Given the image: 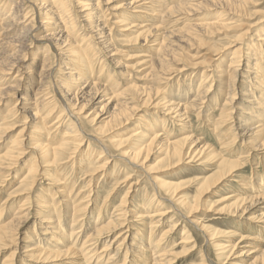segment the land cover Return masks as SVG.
Masks as SVG:
<instances>
[{
    "label": "bare ground",
    "instance_id": "6f19581e",
    "mask_svg": "<svg viewBox=\"0 0 264 264\" xmlns=\"http://www.w3.org/2000/svg\"><path fill=\"white\" fill-rule=\"evenodd\" d=\"M14 1L0 0V101L10 92L16 95L13 98L15 100L7 105L6 112L0 116V141L2 138L9 140L0 152V197L9 186L11 178H16L19 162L24 159L29 162L26 170H23L25 172L19 180V186L4 200V203L9 204L14 197H26L11 219L0 217V243L5 240H9L11 246L21 241L28 243L23 252L20 251L21 247L12 252L15 260L22 259V264L29 263L27 261L42 264H161L168 255L170 241L180 232L182 238L179 243H191L190 232L182 225V220H187L199 232L207 234L210 241L217 231H209L208 226L194 219L196 202L189 204V198L175 192L167 184L168 181L155 183L152 192L134 200L133 204L136 205L133 210L122 209L121 206L127 205L131 190L132 193L137 191V187L135 189L130 184L131 177L135 176V172L143 170L153 147L159 148L164 154L163 159L173 166L185 158H189V161H201L200 164H203L210 156H217V169L212 174L197 179L200 184H205L204 189L210 185L213 188L220 181L228 179L227 177H234L238 169L253 162L248 160L250 151L239 150L242 147L239 143L252 137L258 138L260 144L256 146L264 147V25L260 22L253 25L255 28L261 25L252 36L254 43L250 47L254 48H248L242 57L240 50L234 52L228 57L226 68H219L225 56L221 53L214 55L216 59L212 65L217 69L215 82H209L208 77L211 74L207 77L203 71L201 84H208L203 85L202 89L200 86L196 93L191 86L184 90L177 88L174 92H167V86L173 82L171 76L176 71L174 68L170 69V62L178 59L176 47L180 46L179 42L193 40L203 32L210 31L219 21H226L228 16L224 14L226 19H217L219 14L208 16L205 20L199 18V22L191 25L181 35L177 30L166 31L162 25L164 20L170 17H186L188 7L205 4L215 9L225 8L230 4L227 7L232 9L231 5L240 7L242 0H178L174 5H171L172 2L168 4V0H127L121 4L115 3V0H77L69 8L65 7L66 0H18L13 3ZM156 3L163 4V8L156 7ZM126 34L131 35L130 40L133 43L130 45L139 47L150 43L148 50L154 51L152 54L139 52L141 58L135 64L137 76L142 80L151 76L155 84L165 81L170 84L160 89L155 84L143 87L133 84L131 77L134 66L131 63L122 64L123 70H119L120 74L116 70L120 81L113 80L110 75L103 76L106 59L121 65L115 56L119 53V38ZM151 37L153 39L149 40ZM29 57L33 58L32 62ZM31 72L34 74L30 77ZM57 73L65 78L60 77L53 85L52 92H48V79ZM241 78L245 81H241ZM127 80L129 87L121 90L122 81ZM236 82L248 85L241 91V95L256 104H251L254 110H242L240 113L250 114L249 118L239 114L237 116L228 107L237 93L233 94L232 91L233 95L228 100L227 92ZM24 85L30 86L32 90L36 88L35 93L31 96L28 92L20 95L19 90ZM63 86L68 87L61 91L60 87ZM126 90H132L133 95L122 97L121 94ZM159 94L165 96L160 98ZM167 95L170 96L169 99ZM87 96L104 103L101 111L111 108L116 102L115 99L121 97L123 100L105 117L106 124L125 127L138 121L136 128H132L125 137L119 139L106 138L97 127L90 128L84 119L76 115V112L82 113L84 110L87 103L82 101ZM221 96H225L224 103L220 100ZM136 103L149 108L152 114L161 115L159 117L166 125L149 122L150 116L140 114L141 109L135 107ZM189 106H197L199 113L203 114L207 108L211 109L212 115L205 114V122L208 129H211V136L218 141V147L204 142L206 138L195 135L192 130H185L190 123ZM50 118L54 120L49 126ZM94 118L96 116L92 119ZM68 119L71 122L56 133ZM176 127L182 137L177 140L167 139L166 135H173ZM12 131H17L16 136ZM210 148L211 151L205 155ZM227 153L231 155L230 158ZM96 156L93 164L92 159ZM87 161H91L89 169H84L81 177L74 175L75 169ZM122 164L132 170L120 173ZM253 165L255 164H252L251 176L248 177L251 179L255 176L256 180H263L264 174L258 166ZM111 166H114L112 174ZM244 173L247 174L246 171ZM105 179L111 182V188L100 206L99 213L90 217L87 224V217L84 215L97 209L99 198L98 195L95 196L96 189L98 185L105 183ZM231 180L236 181L233 178ZM251 181L245 182L243 188L236 191L249 192L256 187V183ZM60 184L62 186H57ZM77 184L81 187H77ZM129 184L118 204L113 205L116 194L121 193L122 188ZM36 186L41 189V203L34 201L37 198L34 196ZM257 186L262 189L263 183H258ZM65 191L68 193L66 197L62 194ZM202 193L201 189L197 200ZM244 194L235 195L231 192L225 199L233 200L232 209L217 210L218 213H226L223 215L229 219V215L242 217L246 215L249 204H260L261 200L264 204V193L259 196L255 192ZM60 204L63 208H60ZM161 204L167 207L164 208ZM42 206H48V212L53 214L41 215ZM35 209L39 222L23 233L21 228ZM109 210H112V214L108 220H103L104 214ZM128 211L133 214L130 218L127 217ZM2 213L3 209L0 210V215ZM176 215H179L178 218ZM91 218L95 229L87 233L82 245L77 247L80 236L89 230ZM256 221L255 224L264 225V211ZM167 224L168 228L157 236L159 228ZM144 229H148L149 233L146 238L139 233ZM263 233H260V237L253 236L252 233L243 235L240 240V243L248 244L250 240L261 243L252 247L250 244L246 246L250 247L248 252L252 250L250 253L256 255L251 264H264ZM23 234L25 238L22 237ZM236 234V231L228 232L229 236ZM105 241L106 244L99 248L101 242ZM235 245L232 241L216 242L214 246L218 252L217 257L222 259L218 264H224L233 253L238 254V257L243 254L234 251ZM2 264L15 262L13 259H5Z\"/></svg>",
    "mask_w": 264,
    "mask_h": 264
},
{
    "label": "rangeland",
    "instance_id": "374dc122",
    "mask_svg": "<svg viewBox=\"0 0 264 264\" xmlns=\"http://www.w3.org/2000/svg\"><path fill=\"white\" fill-rule=\"evenodd\" d=\"M16 1L18 0H15L13 3H16ZM75 1L77 0H66L65 7H68V8L73 7ZM126 1L127 0H115V3L121 4V3H125ZM242 1L243 2H241L240 7H234L231 5L232 9H229L230 4L228 5L226 4L229 7L227 6H225V8L217 7L215 9H213L210 6H205V4L199 5L196 7H188L187 13H185L186 17H182V16L175 17V18L170 17L164 20L162 25L166 29V31L176 32L177 30L178 34L181 35L183 34L185 30L191 28V25H194L197 22H199L200 20L199 18H202L203 20H205L207 19L208 16L212 17L214 15L216 16L219 14L217 16V19L220 17H223L226 19L224 14H227L228 16V19L226 21H221V22L219 21L217 24L213 26V28L210 31L203 32L201 35H198L197 37L193 38V40L184 41L183 43L179 42L180 46L176 47V51L178 53L177 55L178 59L176 58L177 59L176 62H170L171 66L169 64V66L171 67L170 68L171 70H174V69L176 70L172 74L173 76H171L173 79V82L171 85H168L170 83H167V81H165V83L162 82L160 84L159 83L155 84V81L154 79H152L151 76H148L147 80L145 79L142 80L137 76V72H135V64L141 58L139 57L141 55V53L139 52H144V54L145 53L152 54L154 53V51L152 49H150L151 51L148 50V47H149L148 45H150V43H148L147 45L139 46V47L137 45H130L133 43V41L130 40L131 38L130 34H126L119 38V42H118L119 53H117L115 57H116V60L119 61V63H121V65H118L117 63L113 64L110 62L109 59H106L104 71L102 72L103 76L107 77V75H110V78L112 77L113 80L118 79V81H120L121 78L116 75V70L118 74L119 70H123L122 64L131 63L134 66V68L132 69L133 71H132L131 81L133 84L138 85L139 87L150 86L151 84H155V87H159L160 89L168 85L167 87L169 89L167 92H174L176 91L177 88L179 89L181 88L182 90H184L188 86L189 87L191 86L193 87L196 93L198 89L200 88V86L202 89L203 85L208 84V82H204V84H201L203 83L202 78H201V73L203 71L207 77L208 75L211 74V76L208 77L210 78L209 82H212V81L215 82L214 76L217 73V69L212 65L213 60L216 59V57L214 56L215 54L217 55L223 54L222 56H225L224 60L221 62L222 64H220V67H219L220 69H224L229 63L228 57L232 56L234 52L240 50L241 52L240 56L242 57L244 56V52H246L248 48L250 49L254 48V47H250V45L254 43V39H252L253 38L252 36H254L253 34L258 29L259 25L256 28L255 26L253 27V25L257 22H260L261 25H264V0H242ZM167 2L168 4L172 2L171 5H174L178 2V0H168ZM163 6L164 5L161 3H159L158 5L156 3V7L158 8H163ZM193 14L195 15L193 16ZM146 23H149V22H146ZM79 37L80 36H78V38ZM152 39H153L152 37L149 38V40H152ZM210 57L213 59H210ZM29 60H31L32 62L33 58L29 57ZM28 66H29V69H32L30 65ZM179 69L181 71H179ZM33 74L34 73L31 72L30 77ZM159 74H162V72H160ZM62 76L64 77V75H61V74L58 75V73L56 75L52 74L50 78L48 79V84H47L48 89L46 90L48 92H52L53 85L55 84V82H58V80H60V77ZM128 81L129 80L122 81L121 90L129 87L128 85L130 83H128ZM241 81H245V80L241 78ZM237 82H239V80H237ZM237 82L234 84L233 87L231 86L230 90L227 92L229 94L228 100L231 99V95L237 93L235 100H231V102H229L228 107L231 108V111L237 114V116L239 114V116L249 118L250 114H248L249 115L248 116L246 114L244 115V113L243 115H240V113L243 112L242 110H244V112L245 110L247 111L249 109L254 110L251 104H254V105L256 104L254 102H250L248 99H246L244 96L241 95V91H244L248 87V85L237 83ZM66 87L65 86L60 87L61 91H64ZM32 89L33 88H31L30 86L28 87L27 85H24L19 90V94L22 95L23 93L28 92L31 96L35 93L36 88L34 90ZM121 90H119L118 92H121ZM131 91L132 90H126L123 94H121V96L122 97L132 96L133 93ZM232 91H233V94H232ZM8 96H5L4 97L5 99L3 98L2 101H0V116H2V114L6 112L7 105L11 104L15 100L13 98H16V95L12 94V92H10ZM159 96L161 98V97H164L165 95L159 94ZM166 97L167 99L170 98L169 95H167ZM122 100L123 99L121 97H117V99H115L116 101L115 104L111 108H107L104 111H101V107L104 103H100L96 100L91 99L89 96H87L85 100L82 101L81 99V101L84 102V104L87 103L82 113H79L76 111L75 112H76V115H79L81 119H84L87 126H89L90 128L97 127L101 131V134L103 136L106 135L105 136L106 138L111 137V139H119L121 137H125L124 135L128 134L132 128L133 129L136 128V125L138 124V121L137 122L135 121L131 125H128L125 127H114V125L106 124L107 121L105 120V117L108 116L109 112L113 110L114 106L117 103H120ZM220 100L222 101V103H224L225 96H221ZM135 107H138L141 109V111L139 112L140 114L145 113L144 116L146 115L150 116L149 122H151L152 124H154L155 122H161L160 123L161 125L163 126L166 125L165 123L163 124V122L161 121L162 119L161 117H159L161 115L152 114V111H150V109L147 108L146 106L141 107L139 103H136ZM197 108H198L197 106L188 107L190 123L188 127L185 128V130L186 131L192 130L195 135H198V136L200 135V136L205 137L206 139L204 140V142L206 141L210 143L211 145L218 147L219 146L218 141L214 137L211 136L210 134L211 129H208L209 126L205 122L206 115H209V113L212 115V112H210L211 109L207 108L205 110V114H206L205 115L203 114V112L199 113ZM95 116L96 118L92 119ZM233 118H235V115H233ZM91 119L93 121H90ZM53 120L51 119V121L49 122V126L53 122ZM222 120L224 121V119ZM70 122H71L70 119L65 121L64 125L60 126L59 130L56 133L64 129V127L68 125V123ZM170 122H173V121H170ZM173 124H176V123H173ZM223 126L226 127L225 122H223ZM173 132H175L173 135H168V136L166 135L167 139L177 140L178 138L182 137L181 132L178 131V127H176ZM11 133H14V136H16L17 131H12ZM57 137H58V134H57ZM240 138H243V137H240ZM8 141L9 140L5 138L1 139L0 152L4 150L5 146L8 144ZM204 142L201 143L199 147H201L204 144ZM242 142L239 143V145H242V147H240L239 150L241 152L250 151V157L248 160H252L253 162H251L250 164L247 163L245 165L246 166L245 168L238 169L234 177H230V178L227 177L228 179H224L225 180L224 182L220 181L216 186H213V188H211L212 185H210L209 188L204 189L205 184H202V183L200 184L199 182H197V179L201 176L205 177L207 175H210L217 169L218 164H219L217 156H210L203 164H200L201 161H189L190 160L189 158H185L182 161L178 162L176 166H173V164L170 165L168 164L167 160L163 159L164 154L160 152V149L157 147H153L148 161L144 164L143 170H139L135 172V176L131 177L130 184H133L132 186L135 187V189L137 187V191L133 193H132V190L130 191L131 194H130V197L127 199V205L124 206L122 204L121 206L122 209L125 208L128 210H131V209L133 210L136 205V203L133 204L134 200H138L139 197L141 196H146L147 192H152L151 189L153 185H155V183H159V181L165 180L169 182L167 184H170L173 187V190L175 192H179L181 195L185 196L186 198H189V204H191L193 201H194V204L196 202V205L194 208L195 213L193 215L196 218L194 219L200 220L202 223L208 226L209 231H217L216 232L217 234L209 241L208 238L206 237L207 234H203L199 232L187 220H182V225L186 226L187 230L190 232L191 243H187L185 245L183 243L180 244L179 241L182 238V232H180L179 235H177L175 238H173V240L170 241L169 246L167 248L169 250L168 255L165 257L164 260L161 261V264H216V263L218 264L222 259L221 260L218 259L217 257L218 252L216 251V248L214 245L216 244V242H219V241L220 242L232 241V243L236 244L234 251H240L241 253L243 252L242 255H239L240 257H238V254L233 253L232 256L228 259L229 261L227 260L224 264H228V263L229 264H234V263L251 264L254 261L256 255L254 253H250L252 250L248 252L247 250L250 249V247L246 248V246L250 244L252 247L254 245L261 244V243H259V241L250 240L251 242L247 244L245 242L240 243V240L243 235H248L252 233L253 236L255 235V236L260 237V233L261 232L263 233L264 225L255 224L257 223L256 219L264 211V204H262V200L260 204H256V203L249 204L248 205L249 209L246 215L242 217H240L239 215H229L231 216V219H229V217L223 215L226 213L224 212L223 214L218 213V211L226 210V208L232 209L231 203L233 202V200L231 198L225 199L226 196L231 194V192H233L235 195H242L244 193H246L244 195H250V194H254L255 192L257 196H259V194L264 193V189H263L264 179L256 180L255 176H253V178L251 179L248 177V176H251L252 164H255L253 166H258L259 170L262 171V173L264 174V147L262 146L258 147L260 144L258 142V138L247 137L246 139H243ZM256 144L258 146H256ZM211 149L212 148L206 151L205 155H208ZM228 156L229 158L231 157L229 153H227V157ZM96 159H97V156L94 159H92L93 164L96 161ZM21 161L19 162V165L16 169V174H17L16 178L15 177L11 178V180L9 181V186H7L4 189L3 195L0 197V210L3 209V213L2 215H0V217L1 216L2 218L5 217L6 220H9L12 218L13 216L12 214L17 210V208H19L22 200L26 198L25 196L14 197L11 200L12 201L11 203L9 204L4 203L5 198L9 194H13L11 192L16 187L19 186L18 185L19 180L20 178H22L25 172L23 170H26L25 168L26 166H28L29 161L27 159H24ZM258 162H260V164H258ZM90 163L91 161H87L86 164H82L80 168L75 169L74 175L81 177L82 171L84 169L85 170L89 169V167L91 166ZM170 166H173V167H170ZM121 168H122L121 169L122 171L120 173H123V172L125 173V172H129L128 170H132V168H129V166H127L126 164H122ZM113 171H114V166H111V170H110L111 174ZM245 171L247 172V174L244 173ZM243 176H247V178L243 179L242 178ZM60 178L61 177H59V179ZM232 178L233 180L236 179V181H232L231 180ZM105 180H106L105 183L98 185V189H96L95 196L97 197L98 195V198H99L97 200V207H96L97 209H95V212L94 210H91V211L88 210L89 212L84 215L85 217H87L86 218L87 224L89 222L88 219L90 217L99 213L100 206L102 205V202L105 201L104 199L106 195L108 194L109 189L111 188V182H109V180L107 179ZM237 180H240V181H237ZM251 180L256 183L255 184L256 187L251 189L249 192L244 191L242 193V191H236L238 189H242L244 186V183L251 181ZM134 183L135 184L137 183V186ZM258 183L259 184L263 183L262 189H259V186H257ZM130 184L127 186H124L122 188L123 190L121 193L116 194V198H113L114 199L113 205L118 204L120 197L123 196V194L128 189V186H130ZM77 185H76L77 187H81L80 184H77ZM122 185H125V183ZM57 186H62V185L60 184ZM255 188H258V189L255 190ZM201 189L203 190V193L201 195V198L197 200L196 198L199 195V192ZM40 190L41 189H39V187L37 188V186L34 189V196H37V198H34V201L36 203L38 202L41 203L40 201H43L42 193L40 192ZM238 193H241V194H238ZM62 194H64L63 195L64 197L68 195L67 191H65V193H62ZM56 197L53 198L55 201L57 200ZM257 198H260V197H257ZM6 204L8 205L6 206ZM59 206L60 208H63L62 204H60ZM162 206L164 208L165 206L167 207V205L165 204H163ZM41 208L43 209V213L41 215L53 214L51 212H48L49 211L48 206H42ZM36 212H37L36 209L33 210L30 217H27V222L26 223L24 222V225L21 228L23 233H26V231L30 230V228H32L36 222H39ZM111 212L112 210H109L107 213H105L103 216V220H108V217L112 214ZM82 213H85V211H83ZM132 215L133 214L131 211L127 212L128 218H130ZM178 216L179 215H176L177 218ZM247 217H251L252 219L249 220L247 219ZM94 225L95 224L92 222V218H91V225L89 227V230L84 231V233L80 236L77 247H80L82 245V242L85 236L87 235V233L95 229ZM142 226L147 228V226L145 225H142ZM168 226L169 224L165 225L162 228H159L157 236H159L163 230L167 229ZM19 230L20 229H18V231ZM231 231H236L237 234L235 236H229L228 232H231ZM139 233H142L143 236H145V238L149 236L148 229L147 230L144 229L143 231ZM22 237L25 238L24 234ZM263 238H264V235H263ZM57 239L61 240V238L59 237ZM3 243H0V264H2L5 259H7V261L13 259L15 264H22L21 262L22 259L15 260L12 257V252L15 250V248H18V247H19L18 250L21 247L20 251L23 252L25 249L24 246L28 243H24V241H21L18 244L16 243L14 246H11L9 240H5ZM105 244H106V241L101 242V244L99 245V248L103 247ZM226 244H229V243H226ZM111 253H114V251H111ZM27 262L29 263H25V264H42V263H37L35 261H27Z\"/></svg>",
    "mask_w": 264,
    "mask_h": 264
}]
</instances>
